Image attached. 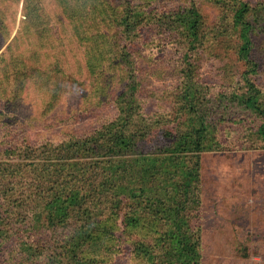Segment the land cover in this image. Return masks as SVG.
I'll return each instance as SVG.
<instances>
[{
	"label": "rangeland",
	"instance_id": "1",
	"mask_svg": "<svg viewBox=\"0 0 264 264\" xmlns=\"http://www.w3.org/2000/svg\"><path fill=\"white\" fill-rule=\"evenodd\" d=\"M238 1L264 6V0ZM238 1L220 5L217 0H123L128 10L142 9L146 16L141 51L132 56L141 70L134 72L128 61L115 60L119 50L115 37L119 35L93 11L98 0H0V148L11 140L2 142V136L10 138L11 134L16 136V144L21 143L18 138H29L40 148L46 143L67 147L94 132L97 139L102 134L111 138L116 128L111 121L118 115L116 96L133 94L132 112L139 118L135 125L146 135L130 151L110 156L127 163L144 156L152 160L148 171L158 181L148 180L152 199L146 204L170 198L173 185L182 179L183 167L194 160L200 167V206L194 224L201 237V264H264V104L258 111L236 105L234 95L245 91L243 73L248 70L238 57L239 38L230 25L232 4ZM190 8L201 15L204 42L202 39L194 51L209 103V109L200 110L198 119L205 125L197 134L199 139L194 137L192 148L205 145L206 149L198 151L199 157L190 152L178 157L172 154L167 136L195 120L194 114L184 113L178 95L181 56L186 48L179 37V20ZM103 32L113 38L105 46ZM252 33V57L258 73L249 77L264 95V27L258 23ZM215 34L214 41L205 40ZM221 94L224 101L220 104ZM260 98L264 103V96ZM23 154L5 152L0 160L11 162ZM155 158L158 161L153 162ZM103 175L97 181L107 185L95 184L97 202H105L102 206L110 202L117 187L141 184L139 171L116 183L108 171ZM89 222L109 225L111 220L94 217ZM64 240L63 236L52 237L48 246L60 250ZM38 254L45 256L46 252ZM143 255L137 258L128 246L122 256L105 264H148L147 252ZM68 259L66 256L65 263ZM9 260L10 264L16 262L15 257ZM93 261L86 257L75 264H97ZM5 262L0 256V264Z\"/></svg>",
	"mask_w": 264,
	"mask_h": 264
},
{
	"label": "trees",
	"instance_id": "2",
	"mask_svg": "<svg viewBox=\"0 0 264 264\" xmlns=\"http://www.w3.org/2000/svg\"><path fill=\"white\" fill-rule=\"evenodd\" d=\"M217 2L228 5L229 0ZM232 5L230 25L238 34V57L248 65V70L243 73L245 91L243 94L234 93V97L238 99L236 105L258 111L264 104L260 96L264 95L249 75L258 73V65L252 57V31L258 23L264 27V6L254 7L244 1ZM93 7V11L97 10L102 16L100 22L109 23L119 35L115 37L116 44H119L115 60L128 61L134 72L141 70L135 65L132 56L135 51H141L142 42L139 41L145 27L144 11L128 10L123 0H98ZM181 17L179 37L186 48L181 56V90L178 95L184 113L194 114L195 120L185 129L171 132L167 139L171 142L173 155L176 153L180 157L181 152L185 155L190 152L199 157L198 151L206 149V146L192 148V144L194 137L199 139L197 134L205 125L204 120L198 119L200 110L202 113L203 109H209L207 91L199 79L200 63L194 51L203 39L201 15L195 8H190L188 14L184 13ZM101 38L103 46L109 42L108 39H113L106 32L102 33ZM211 38L214 41L218 38L217 34L205 36L206 41ZM116 97L118 115L111 121L116 127L111 132V138L102 134L97 139L98 134L94 132L79 137L67 147L59 148L46 143L42 149L37 146V141L31 142L29 138L22 141L18 138L21 143L16 144L14 134L10 138L2 136V142L11 140L8 146L0 148V155L5 152L25 153L11 162L0 160V256L5 263L10 264L9 257H15L16 262L13 264H63L67 256L69 264L86 257L91 262L94 260L97 264H105L116 256H122L129 246L137 258H144L146 254L143 253L147 252L148 264H201V237L194 224L201 195L199 165L194 160L187 162L182 170L181 181L173 185L172 196L147 205L152 199L147 188L148 180L158 181L148 171V164L152 160L144 156L127 163L124 158L118 160L110 156L112 152L130 151V147L141 138L144 140L146 135V131L135 125L139 119L132 112L136 97L133 94L126 96L125 92ZM221 100L224 101L222 94L220 104ZM9 101L12 102V99ZM204 103L207 104L203 106ZM119 123L120 128L117 127ZM261 135L264 138V130ZM28 158L32 160L29 162ZM156 161L155 158L153 162ZM107 171L114 183L131 178L133 173L139 171L141 184L131 188L117 187L110 202L102 206L105 202H97L95 184L102 187L107 185L105 181H97ZM195 172H198L196 176L193 174ZM126 181L131 185L130 179ZM56 184L58 189L54 186ZM94 217L111 220V223L91 224L89 220ZM144 226L149 229H144ZM136 234L138 238H135ZM60 236L65 238L63 245L60 250H53L48 246L49 240ZM38 251L46 252V255L42 256Z\"/></svg>",
	"mask_w": 264,
	"mask_h": 264
}]
</instances>
